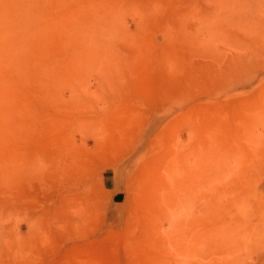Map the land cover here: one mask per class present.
Wrapping results in <instances>:
<instances>
[{"label": "rangeland", "instance_id": "rangeland-1", "mask_svg": "<svg viewBox=\"0 0 264 264\" xmlns=\"http://www.w3.org/2000/svg\"><path fill=\"white\" fill-rule=\"evenodd\" d=\"M0 264H264V0H0Z\"/></svg>", "mask_w": 264, "mask_h": 264}]
</instances>
